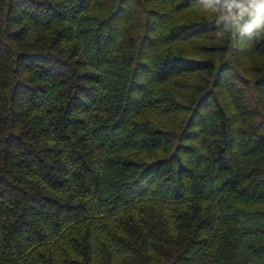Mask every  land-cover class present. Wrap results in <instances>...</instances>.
I'll use <instances>...</instances> for the list:
<instances>
[{"label": "trees", "instance_id": "trees-1", "mask_svg": "<svg viewBox=\"0 0 264 264\" xmlns=\"http://www.w3.org/2000/svg\"><path fill=\"white\" fill-rule=\"evenodd\" d=\"M192 0H0V264H264V40Z\"/></svg>", "mask_w": 264, "mask_h": 264}, {"label": "clouds", "instance_id": "clouds-1", "mask_svg": "<svg viewBox=\"0 0 264 264\" xmlns=\"http://www.w3.org/2000/svg\"><path fill=\"white\" fill-rule=\"evenodd\" d=\"M214 28L217 45L235 50L242 42L264 40V0H192Z\"/></svg>", "mask_w": 264, "mask_h": 264}]
</instances>
